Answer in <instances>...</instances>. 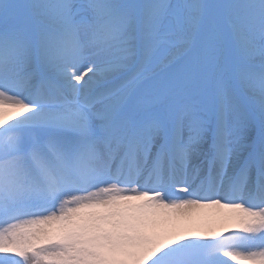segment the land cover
Segmentation results:
<instances>
[{"label": "snow or ice", "instance_id": "obj_1", "mask_svg": "<svg viewBox=\"0 0 264 264\" xmlns=\"http://www.w3.org/2000/svg\"><path fill=\"white\" fill-rule=\"evenodd\" d=\"M0 264H264V0H0Z\"/></svg>", "mask_w": 264, "mask_h": 264}]
</instances>
